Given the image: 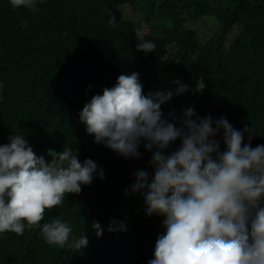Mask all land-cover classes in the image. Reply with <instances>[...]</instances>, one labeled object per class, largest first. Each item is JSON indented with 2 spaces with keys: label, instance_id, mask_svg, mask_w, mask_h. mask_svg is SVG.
Masks as SVG:
<instances>
[{
  "label": "trees",
  "instance_id": "trees-1",
  "mask_svg": "<svg viewBox=\"0 0 264 264\" xmlns=\"http://www.w3.org/2000/svg\"><path fill=\"white\" fill-rule=\"evenodd\" d=\"M37 6L33 13L0 0V144L25 135L46 161L49 149L72 147L81 162L91 158L102 167L106 179L83 186L77 202L68 198L45 209L40 222L59 218L77 238L86 232V248L49 245L42 227L26 226L22 235H0V264H146L151 254L143 237V197L131 189L126 195L124 178L110 182L122 171L142 168L143 161L131 167L136 162L94 143L76 116L122 74L139 73L145 95L175 91L176 79L195 88L203 77V94L174 96L162 106L165 117L192 107L201 117L224 116L238 130L253 126L252 147L264 144V0H43ZM127 7L142 21L126 17ZM205 15L215 16L221 28L202 41L187 23ZM234 26L240 30L228 46ZM137 31L155 43L154 52L136 51ZM113 219L127 230L108 232ZM94 221L104 228L100 238Z\"/></svg>",
  "mask_w": 264,
  "mask_h": 264
},
{
  "label": "clouds",
  "instance_id": "clouds-1",
  "mask_svg": "<svg viewBox=\"0 0 264 264\" xmlns=\"http://www.w3.org/2000/svg\"><path fill=\"white\" fill-rule=\"evenodd\" d=\"M42 2L9 0L14 9L33 13ZM109 23L115 25L116 17L112 15ZM136 39V51L154 52L155 43L145 40L141 31ZM172 83L175 91L145 95L139 73L122 74L76 116L94 143L124 161H143L142 168L122 171L110 182L124 178L125 194L131 189V194L143 197L147 215L143 237L151 254L146 264H264V144L252 147L257 135L253 126L238 130L226 117H201L192 107L166 118L162 106L174 96L203 94L206 88L203 77L195 88L180 79ZM7 140L0 144V235H22L26 226L42 227L49 245L86 248V232L77 238L59 218L42 226L40 222L45 209H57L68 198L76 201L83 186L96 181L101 185L106 171L91 158L81 162L72 147L61 152L49 149L46 161L36 155L25 135H10ZM135 166L137 162L131 164ZM91 228L98 238L103 236L98 221ZM126 230L115 219L107 228L110 233Z\"/></svg>",
  "mask_w": 264,
  "mask_h": 264
},
{
  "label": "rangeland",
  "instance_id": "rangeland-1",
  "mask_svg": "<svg viewBox=\"0 0 264 264\" xmlns=\"http://www.w3.org/2000/svg\"><path fill=\"white\" fill-rule=\"evenodd\" d=\"M126 17H131L134 20L142 21V16L137 12L133 11L132 8L127 7ZM187 27L197 32L202 41H205V37H210L212 33H215L221 28V25L217 18L213 15H205L197 19L190 20L187 23ZM240 29L234 26L228 33L227 45L229 46L233 39L237 35V31Z\"/></svg>",
  "mask_w": 264,
  "mask_h": 264
}]
</instances>
